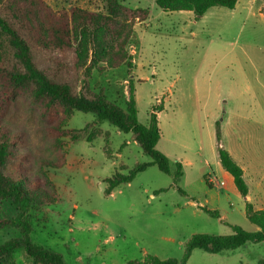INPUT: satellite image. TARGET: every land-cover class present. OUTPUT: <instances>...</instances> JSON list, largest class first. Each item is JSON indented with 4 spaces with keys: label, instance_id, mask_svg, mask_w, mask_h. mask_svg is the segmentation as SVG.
Segmentation results:
<instances>
[{
    "label": "rangeland",
    "instance_id": "374dc122",
    "mask_svg": "<svg viewBox=\"0 0 264 264\" xmlns=\"http://www.w3.org/2000/svg\"><path fill=\"white\" fill-rule=\"evenodd\" d=\"M44 1L57 16L71 7L106 14L104 0ZM118 1L148 14L143 23L129 20L134 29L124 51L132 68H93L88 86L124 108L131 82L141 125L160 109L156 149L171 173L181 165L182 176L174 184L172 174L150 166L106 196L107 178L149 161L138 145L91 114L46 109L28 87L0 78V125L13 135L23 171L53 201L28 211L30 241L59 254L64 264H127L148 255L180 261L196 234L227 236L231 226L257 231L244 202L264 209V0H238L232 10L213 7L197 20L191 12H164L155 0ZM123 16L129 19L122 12L118 19ZM88 124L98 134L92 143L69 144L62 134ZM218 148L243 170L248 200L221 167ZM11 215L0 203V218ZM16 237L17 230H0V245ZM260 260L264 242L221 254L193 250L186 264ZM13 264L31 261L16 250Z\"/></svg>",
    "mask_w": 264,
    "mask_h": 264
},
{
    "label": "trees",
    "instance_id": "16d2710c",
    "mask_svg": "<svg viewBox=\"0 0 264 264\" xmlns=\"http://www.w3.org/2000/svg\"><path fill=\"white\" fill-rule=\"evenodd\" d=\"M106 14H96L76 7L61 10L58 16L44 0H0V78L15 88L28 87L32 95L42 101L46 109L61 107L64 112L91 114L97 122H105L119 133L128 135L141 153L149 158L147 163L135 166L127 173H115L105 180L104 194L110 195L121 184H129L136 174L147 167L156 166L164 174H172L174 184L182 176L181 165L171 173L168 159L156 149L160 138L154 109L148 115L146 125L137 121L134 88L127 83V99L124 108L108 99L102 89L88 86L93 68L98 71L125 65L132 68V58L124 51L131 40L133 26L129 20L143 23L147 17L143 9L124 8L118 0H104ZM238 0H155L164 12H191L197 20L213 7L234 9ZM122 12L125 16L119 17ZM142 14L141 17L134 15ZM145 14V15H144ZM144 15V16H143ZM105 64L99 68L98 64ZM99 71V72H100ZM69 144L92 143L98 136L92 124L82 129L62 131ZM13 135L0 125V203H5L13 215L0 218V230L11 228L18 237L0 245V264H13V254L22 250L31 264H64L62 257L30 241L31 225L27 213L31 208L43 209L53 201L45 193L42 184L25 173L24 163L12 150ZM219 140V133L216 134ZM218 159L223 170L231 177L238 193L246 198L248 188L243 170L230 154L218 148ZM205 213L219 218L215 211ZM247 220L258 230L247 232L231 226L233 233L227 236L207 234L193 235L186 245L180 261L159 260L146 256L143 261L127 264H186L193 250L209 254L234 251L246 244L264 242V209L255 210L244 202ZM257 264H264L260 260Z\"/></svg>",
    "mask_w": 264,
    "mask_h": 264
},
{
    "label": "crops",
    "instance_id": "0c3cea01",
    "mask_svg": "<svg viewBox=\"0 0 264 264\" xmlns=\"http://www.w3.org/2000/svg\"><path fill=\"white\" fill-rule=\"evenodd\" d=\"M245 199H247L248 200V195L246 196V198ZM256 210H259V209H256Z\"/></svg>",
    "mask_w": 264,
    "mask_h": 264
}]
</instances>
